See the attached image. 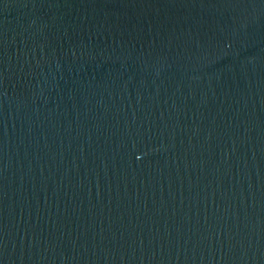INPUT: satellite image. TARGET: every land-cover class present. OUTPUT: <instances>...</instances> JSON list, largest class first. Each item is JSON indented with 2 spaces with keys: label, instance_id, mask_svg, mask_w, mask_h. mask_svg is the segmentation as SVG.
Segmentation results:
<instances>
[{
  "label": "water",
  "instance_id": "95a60500",
  "mask_svg": "<svg viewBox=\"0 0 264 264\" xmlns=\"http://www.w3.org/2000/svg\"><path fill=\"white\" fill-rule=\"evenodd\" d=\"M0 264H264V0H0Z\"/></svg>",
  "mask_w": 264,
  "mask_h": 264
}]
</instances>
